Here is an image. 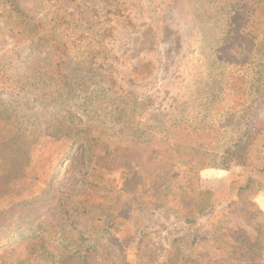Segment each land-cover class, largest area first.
<instances>
[{"label": "rangeland", "instance_id": "1", "mask_svg": "<svg viewBox=\"0 0 264 264\" xmlns=\"http://www.w3.org/2000/svg\"><path fill=\"white\" fill-rule=\"evenodd\" d=\"M219 1L16 0L29 23H50L66 42L53 73L50 47L13 42L0 0L1 46L22 90L14 104L26 103L19 111L26 127L44 130L29 147L23 176L0 172V264H176L175 243L185 264H264V95L251 92L246 104L255 134L246 165L220 153L211 167L249 185L236 184L229 198L211 195L195 221L181 217L178 190L162 208L137 207L122 190L134 168L114 172L91 159L90 147L193 120L207 100L202 94L226 82L219 77L230 63L243 64L234 67L257 84L264 50L253 47L245 61L243 50L222 46ZM91 191L111 205L84 203ZM252 246L260 247L259 260Z\"/></svg>", "mask_w": 264, "mask_h": 264}, {"label": "trees", "instance_id": "2", "mask_svg": "<svg viewBox=\"0 0 264 264\" xmlns=\"http://www.w3.org/2000/svg\"><path fill=\"white\" fill-rule=\"evenodd\" d=\"M2 6L8 13L6 27L13 42L17 45L35 41L50 47L48 68L53 73L59 72L67 54V44L52 35L51 24L29 23L16 0H2ZM214 10V21L221 23L225 34L221 38L222 46L232 44L235 46L229 48L243 50L244 54L247 53L245 61L252 56L253 47L254 54L264 50V0H220L214 4ZM2 33L0 28V39L5 38ZM8 51L1 46L0 40V172L17 178L25 174L24 169L31 162L29 147L44 130L30 129L21 121L19 111L25 110L26 103H21V107L14 104L13 100L22 90L17 91ZM258 59L264 62V52ZM230 65L233 67H226L219 77L222 76V81L226 78V82L203 92L207 100L196 107L200 110L195 109L193 120L181 118L165 130L160 127L158 131L137 135L129 143H137L138 147L131 146L128 141L90 147L91 159L101 169L124 172L130 166L134 168L122 190L137 207L162 208L169 204L172 191L178 190L184 203L179 211L181 217L195 221L211 207L213 196L210 190L202 188L201 171L214 167L220 153L236 159L240 166L246 165L249 147L255 140L252 117L247 116L246 104L251 100V92L264 95V75L252 85L246 80L247 72L239 70L243 64ZM260 172L264 174V166ZM249 183L250 180L247 186ZM84 198L83 202L89 205H111V201L95 191L87 193ZM175 247H178L176 243L173 245V260L176 264H185L180 250ZM259 248L251 247L258 260L263 257Z\"/></svg>", "mask_w": 264, "mask_h": 264}, {"label": "crops", "instance_id": "3", "mask_svg": "<svg viewBox=\"0 0 264 264\" xmlns=\"http://www.w3.org/2000/svg\"><path fill=\"white\" fill-rule=\"evenodd\" d=\"M220 172L219 177L213 175V173ZM248 178L244 180L243 176H235L232 170H215V168H206L201 173V185L205 190H210L213 193V199L220 200L231 197L236 193V184H238V188L241 185L247 183ZM222 187V190H218V187ZM258 202L260 204H264V196H260Z\"/></svg>", "mask_w": 264, "mask_h": 264}]
</instances>
